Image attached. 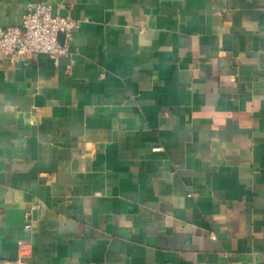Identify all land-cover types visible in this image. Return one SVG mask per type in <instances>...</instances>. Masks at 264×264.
Masks as SVG:
<instances>
[{"label":"crops","instance_id":"crops-1","mask_svg":"<svg viewBox=\"0 0 264 264\" xmlns=\"http://www.w3.org/2000/svg\"><path fill=\"white\" fill-rule=\"evenodd\" d=\"M40 2L80 27L0 55V264H264V0H0V29Z\"/></svg>","mask_w":264,"mask_h":264},{"label":"built area","instance_id":"built-area-1","mask_svg":"<svg viewBox=\"0 0 264 264\" xmlns=\"http://www.w3.org/2000/svg\"><path fill=\"white\" fill-rule=\"evenodd\" d=\"M79 27L75 19L54 15L52 3L29 4L19 27L0 29V55L12 63H26L29 58L45 54L57 65L59 57L69 54L73 33ZM72 66L73 62L66 66L69 75ZM30 218V212H26L23 229L27 232L32 229Z\"/></svg>","mask_w":264,"mask_h":264}]
</instances>
